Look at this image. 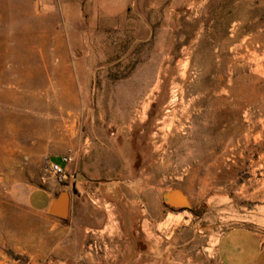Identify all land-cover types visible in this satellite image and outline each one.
<instances>
[{"label": "rangeland", "instance_id": "obj_1", "mask_svg": "<svg viewBox=\"0 0 264 264\" xmlns=\"http://www.w3.org/2000/svg\"><path fill=\"white\" fill-rule=\"evenodd\" d=\"M234 231L264 246V0H0V264H224Z\"/></svg>", "mask_w": 264, "mask_h": 264}, {"label": "crops", "instance_id": "obj_2", "mask_svg": "<svg viewBox=\"0 0 264 264\" xmlns=\"http://www.w3.org/2000/svg\"><path fill=\"white\" fill-rule=\"evenodd\" d=\"M68 169L67 178L68 180L72 179V170L73 166ZM79 175H75L77 178ZM74 183V182H72ZM70 186H74L73 184ZM76 187V184H75ZM106 192H108L109 188L106 187ZM55 188L52 185L43 186L42 188H37L31 191L27 196V206L33 212L45 213L48 214L49 207L52 201L57 197L60 193L58 190L57 194H54ZM64 192V191H62ZM70 198V206H69V216L71 214L72 200L70 197V193L66 192ZM37 194L41 195V201H38L35 197ZM49 215V214H48ZM50 216V215H49ZM53 220L58 223H62L65 220L58 219L54 216H50ZM91 219L94 218V214L90 213L89 216ZM103 223L100 227L101 230H105L107 228L108 220L106 216H102ZM85 230L94 229L92 224H86L84 227ZM217 255L223 261L224 264H264V246H260L257 244L256 240H253L248 234L245 232L234 231L228 234H225L220 238L217 244Z\"/></svg>", "mask_w": 264, "mask_h": 264}, {"label": "water", "instance_id": "obj_3", "mask_svg": "<svg viewBox=\"0 0 264 264\" xmlns=\"http://www.w3.org/2000/svg\"><path fill=\"white\" fill-rule=\"evenodd\" d=\"M164 204L172 209H188L187 200L178 190H171L163 195ZM70 198L68 193L60 192L52 201L48 214L58 219L65 220L69 216Z\"/></svg>", "mask_w": 264, "mask_h": 264}, {"label": "built area", "instance_id": "obj_4", "mask_svg": "<svg viewBox=\"0 0 264 264\" xmlns=\"http://www.w3.org/2000/svg\"><path fill=\"white\" fill-rule=\"evenodd\" d=\"M43 1V0H38ZM73 164V157L71 155H63L57 158V161L49 160L47 171L54 178V180L62 184L68 180V169Z\"/></svg>", "mask_w": 264, "mask_h": 264}]
</instances>
